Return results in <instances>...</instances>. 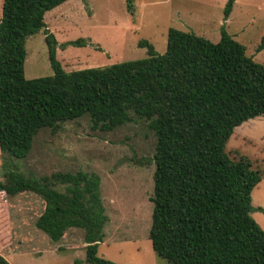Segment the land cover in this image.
<instances>
[{"label":"trees","instance_id":"trees-1","mask_svg":"<svg viewBox=\"0 0 264 264\" xmlns=\"http://www.w3.org/2000/svg\"><path fill=\"white\" fill-rule=\"evenodd\" d=\"M0 1V196L37 195V229L53 242L69 229L83 230L85 261L115 264L97 255L107 221L98 176H26L12 160L28 156L41 130L55 132L83 116L102 131L143 120L155 137L148 234L154 253L170 264H264V230L250 216L261 174L247 157L225 150L236 127L264 116V66L242 44L223 28L217 43L170 28L164 54L143 40L144 59L65 72L44 17L68 0ZM235 1H226L225 19ZM41 30L53 74L26 79L25 40ZM263 48L264 36L257 51ZM5 221L0 210V250ZM0 264H10L1 253Z\"/></svg>","mask_w":264,"mask_h":264},{"label":"rangeland","instance_id":"rangeland-1","mask_svg":"<svg viewBox=\"0 0 264 264\" xmlns=\"http://www.w3.org/2000/svg\"><path fill=\"white\" fill-rule=\"evenodd\" d=\"M226 1L68 0L48 12L44 21L56 42V60L65 72L144 59L147 48L138 45L143 40L155 53L164 54L170 28L213 43L219 41L223 28L264 66V48L257 51L264 36V0H236L225 19ZM76 40L81 46L70 44ZM25 50L26 79L53 74L43 30L26 38ZM154 146L155 137L143 120L102 131L93 129L89 117L83 116L60 124L55 132L41 130L28 156L12 162L24 175L38 178L77 171L98 176L107 216L98 257L115 264H170L154 253L148 239ZM225 146L229 157H247L261 174L251 191L250 216L264 230V116L236 127ZM1 158L0 153L3 182ZM1 204L7 233L0 253L10 264H88L83 230L69 229L63 239L53 242L36 228L43 210L40 197L29 192L1 195Z\"/></svg>","mask_w":264,"mask_h":264},{"label":"crops","instance_id":"crops-1","mask_svg":"<svg viewBox=\"0 0 264 264\" xmlns=\"http://www.w3.org/2000/svg\"><path fill=\"white\" fill-rule=\"evenodd\" d=\"M65 235H66V232H65Z\"/></svg>","mask_w":264,"mask_h":264}]
</instances>
